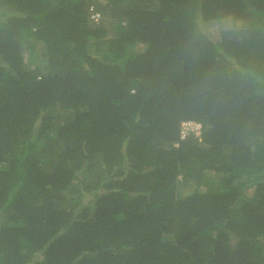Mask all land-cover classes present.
<instances>
[{
    "label": "trees",
    "instance_id": "obj_1",
    "mask_svg": "<svg viewBox=\"0 0 264 264\" xmlns=\"http://www.w3.org/2000/svg\"><path fill=\"white\" fill-rule=\"evenodd\" d=\"M0 264H264V0H0Z\"/></svg>",
    "mask_w": 264,
    "mask_h": 264
},
{
    "label": "rangeland",
    "instance_id": "obj_2",
    "mask_svg": "<svg viewBox=\"0 0 264 264\" xmlns=\"http://www.w3.org/2000/svg\"><path fill=\"white\" fill-rule=\"evenodd\" d=\"M92 19L95 21L94 23H97V24L98 23H102L106 27L110 28V25L111 24H110V20L108 18H106L104 16H101L98 13H94L92 15ZM222 24L223 25H220V23H218V22L217 23L216 22H212L210 24V29L213 30V31H219V30H221V28H224V29H227L228 28L229 29V28H234L235 27L236 29H241L242 26H243V24H242L241 21H235L234 24L233 23H229L227 21L226 22L224 21ZM221 26H223V27H221ZM36 49L38 51V54L41 56L42 61L43 60L45 61V57L43 56V45L42 44L37 45V48ZM195 123L196 122H193L191 125L195 126V129H197L196 131H199L200 132V129H201L200 127H202L201 124L200 123H197L196 125H194ZM193 126H192V128H193ZM181 191H182L181 192L182 194L186 195L189 192V189L188 188H184Z\"/></svg>",
    "mask_w": 264,
    "mask_h": 264
},
{
    "label": "built area",
    "instance_id": "obj_3",
    "mask_svg": "<svg viewBox=\"0 0 264 264\" xmlns=\"http://www.w3.org/2000/svg\"><path fill=\"white\" fill-rule=\"evenodd\" d=\"M193 122L191 121H187V122H183L182 124V136L185 137L186 135H188L190 132H195V134L200 135L201 134V129L202 127H200V132L196 131L197 129H195V126L191 125ZM197 123H195L194 125H196ZM191 126V127H190ZM193 126V128H192Z\"/></svg>",
    "mask_w": 264,
    "mask_h": 264
},
{
    "label": "clouds",
    "instance_id": "obj_4",
    "mask_svg": "<svg viewBox=\"0 0 264 264\" xmlns=\"http://www.w3.org/2000/svg\"><path fill=\"white\" fill-rule=\"evenodd\" d=\"M192 122V121H191ZM202 126V125H201Z\"/></svg>",
    "mask_w": 264,
    "mask_h": 264
}]
</instances>
